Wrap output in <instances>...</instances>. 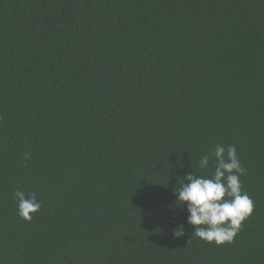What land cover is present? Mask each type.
Returning a JSON list of instances; mask_svg holds the SVG:
<instances>
[{"label":"trees","instance_id":"1","mask_svg":"<svg viewBox=\"0 0 264 264\" xmlns=\"http://www.w3.org/2000/svg\"><path fill=\"white\" fill-rule=\"evenodd\" d=\"M217 144L254 205L223 245L175 193ZM0 264H264V0H0Z\"/></svg>","mask_w":264,"mask_h":264},{"label":"clouds","instance_id":"2","mask_svg":"<svg viewBox=\"0 0 264 264\" xmlns=\"http://www.w3.org/2000/svg\"><path fill=\"white\" fill-rule=\"evenodd\" d=\"M210 161L214 166L210 178L188 174L184 177L188 183L181 182L175 193L177 200L186 206L187 223L194 226L193 234L206 242L223 245L233 241L242 222L252 214L254 205L242 190L240 177L246 169L239 160L236 147L229 145L226 149L217 144L214 151L200 158V169H208ZM13 199L17 201L18 215L27 221L42 207L34 193L16 190ZM173 234L183 237L184 226H178Z\"/></svg>","mask_w":264,"mask_h":264}]
</instances>
